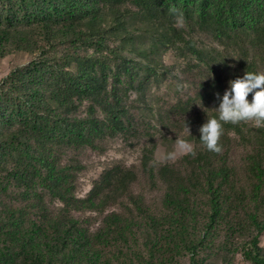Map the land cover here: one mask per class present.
<instances>
[{
    "label": "trees",
    "instance_id": "obj_1",
    "mask_svg": "<svg viewBox=\"0 0 264 264\" xmlns=\"http://www.w3.org/2000/svg\"><path fill=\"white\" fill-rule=\"evenodd\" d=\"M131 16L152 26L172 18L165 44L202 62L206 51L186 41L185 29L212 36L217 46L228 41L232 57L224 73L215 66L218 77L199 81L193 100L175 106L184 114L172 128L177 126L182 139L195 140L194 154L157 165L154 143L145 147L137 173L108 170L79 199V152L131 131L130 112L115 93L131 60L122 48L111 47L127 35ZM13 52L37 59L0 85V264H177L185 256L190 264H205L201 256L210 247V227L229 202L221 190L230 178L222 154L230 135L252 147L245 167L250 177L264 179V126L223 124L219 153L205 148L198 131L218 115L209 109L230 80L260 73L264 0H5L0 59ZM139 175L150 188H165L162 216L134 193ZM199 198L208 206L206 217ZM112 208L120 211L105 216ZM89 214L102 218L96 229L95 218H84ZM244 214L238 224L254 232L246 257L264 264V219Z\"/></svg>",
    "mask_w": 264,
    "mask_h": 264
},
{
    "label": "rangeland",
    "instance_id": "obj_2",
    "mask_svg": "<svg viewBox=\"0 0 264 264\" xmlns=\"http://www.w3.org/2000/svg\"><path fill=\"white\" fill-rule=\"evenodd\" d=\"M4 3L5 0H0V6ZM173 23L175 20L170 18L162 20L161 26H152L140 16H131L125 38L111 43V47L122 48V55L131 60L128 70L119 77L115 86L118 99L130 112L131 131L126 135L117 134L102 140L95 148H85L79 152L78 159L84 166L77 182L79 199H85L93 185L108 170L120 168L137 173L145 147L152 149L154 143L153 162L157 165L177 164L189 154L180 151L176 145V139L182 137L177 132V126L172 128V125L184 111L176 110L175 106L179 100L185 103L193 100L199 81L204 76L218 77L211 70L215 66L224 73V65L232 56L228 41L217 46L212 36L199 33L198 30L185 29V39L187 42L192 40L198 49L206 51L202 56L204 62L191 52L173 50L165 44L166 31L172 33ZM210 48L216 49L219 57ZM36 59L37 56L17 52L0 59V85L13 72L27 68ZM263 65L264 62L258 72L264 73ZM184 139L190 143L193 151L195 140ZM230 139L228 148L222 150L224 161L229 166L230 178L221 190L222 198H228L229 202L223 205L221 216L215 218L210 227V247L201 256L206 260L205 264H254L246 257L251 249L254 232L241 228L238 223H241V217L246 216L244 213L249 211L264 219V179L259 181L250 177L248 167H245L252 147L234 135H230ZM221 142L225 140L222 138ZM172 152H175L174 157L168 158L167 154ZM133 191L144 197L145 205L151 212L160 216L165 213L161 210V201L165 196L162 185L150 188L146 179L139 175ZM198 201L200 213L206 217L208 206L204 199L199 198ZM119 211V208H112L105 216ZM87 217L96 219L95 229L102 221L96 214L84 216ZM259 246L264 259V231L259 237ZM177 264H190L189 258L182 257Z\"/></svg>",
    "mask_w": 264,
    "mask_h": 264
},
{
    "label": "clouds",
    "instance_id": "obj_3",
    "mask_svg": "<svg viewBox=\"0 0 264 264\" xmlns=\"http://www.w3.org/2000/svg\"><path fill=\"white\" fill-rule=\"evenodd\" d=\"M251 94V99L249 95ZM218 115L207 118L199 127V140L211 152L221 151L220 138L223 134V124L236 125L240 122H253L255 126H264V73L245 72L228 82L223 95L217 94V105L213 109ZM185 128L190 134L188 124ZM180 151L194 154L190 143L182 138L176 139ZM175 152L168 153V158Z\"/></svg>",
    "mask_w": 264,
    "mask_h": 264
}]
</instances>
